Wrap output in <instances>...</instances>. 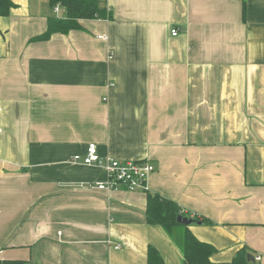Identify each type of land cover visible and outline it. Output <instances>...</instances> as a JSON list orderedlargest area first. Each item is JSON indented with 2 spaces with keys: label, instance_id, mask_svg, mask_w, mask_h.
I'll return each instance as SVG.
<instances>
[{
  "label": "crops",
  "instance_id": "obj_1",
  "mask_svg": "<svg viewBox=\"0 0 264 264\" xmlns=\"http://www.w3.org/2000/svg\"><path fill=\"white\" fill-rule=\"evenodd\" d=\"M12 1L0 17V259L184 264L146 220L150 192L209 219L188 229L215 247L213 264L242 246L264 264V0H104L110 19L45 41L30 39L56 17L49 0ZM90 142L153 162L146 191L94 188L104 170L72 160Z\"/></svg>",
  "mask_w": 264,
  "mask_h": 264
},
{
  "label": "trees",
  "instance_id": "obj_2",
  "mask_svg": "<svg viewBox=\"0 0 264 264\" xmlns=\"http://www.w3.org/2000/svg\"><path fill=\"white\" fill-rule=\"evenodd\" d=\"M49 5L51 7L59 5L64 9L65 15L47 18L46 30L32 37L30 41H45L54 33L66 34L71 30L81 29L80 19L111 18L106 5L100 0H49ZM13 7L15 3L12 0H0V17L7 16ZM145 212L149 224L160 226L172 237L181 251L184 264H213L210 257L216 251L215 247L197 239L188 229V225L177 222L179 215L191 218L193 222L210 223L209 219L196 214L192 217L186 215L174 200L150 192L146 195ZM248 253L249 249L242 246L230 261L216 264H259L256 260L249 261ZM148 261L151 263L162 261L156 249L151 246L148 248ZM0 264H24V260L0 259Z\"/></svg>",
  "mask_w": 264,
  "mask_h": 264
},
{
  "label": "built area",
  "instance_id": "obj_3",
  "mask_svg": "<svg viewBox=\"0 0 264 264\" xmlns=\"http://www.w3.org/2000/svg\"><path fill=\"white\" fill-rule=\"evenodd\" d=\"M58 7L59 5H55L53 7L54 11H58ZM171 34L175 36L177 30L173 29ZM99 37L106 39V36ZM72 160L85 165H96L104 170L108 176L107 181L96 182L92 185L94 188L100 190H116L118 188H124L130 191L145 190L146 180L155 170V165L149 160H118L110 156L102 157L94 142L87 144L83 155H74ZM255 260L259 261L260 256H256Z\"/></svg>",
  "mask_w": 264,
  "mask_h": 264
},
{
  "label": "water",
  "instance_id": "obj_4",
  "mask_svg": "<svg viewBox=\"0 0 264 264\" xmlns=\"http://www.w3.org/2000/svg\"><path fill=\"white\" fill-rule=\"evenodd\" d=\"M177 222H179V223H181L183 225H189V224H191L193 222V220L191 218H187V217L179 215L177 217ZM247 259L249 261H255L254 256L252 254H250V253L247 254Z\"/></svg>",
  "mask_w": 264,
  "mask_h": 264
},
{
  "label": "rangeland",
  "instance_id": "obj_5",
  "mask_svg": "<svg viewBox=\"0 0 264 264\" xmlns=\"http://www.w3.org/2000/svg\"><path fill=\"white\" fill-rule=\"evenodd\" d=\"M54 14H56V17H63L65 15V11L61 7H58V11H55ZM250 254H252L251 251Z\"/></svg>",
  "mask_w": 264,
  "mask_h": 264
}]
</instances>
